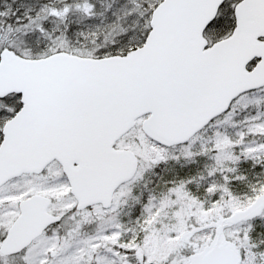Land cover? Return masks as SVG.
Masks as SVG:
<instances>
[{
  "label": "snow or ice",
  "instance_id": "snow-or-ice-1",
  "mask_svg": "<svg viewBox=\"0 0 264 264\" xmlns=\"http://www.w3.org/2000/svg\"><path fill=\"white\" fill-rule=\"evenodd\" d=\"M0 264H264V0H0Z\"/></svg>",
  "mask_w": 264,
  "mask_h": 264
}]
</instances>
